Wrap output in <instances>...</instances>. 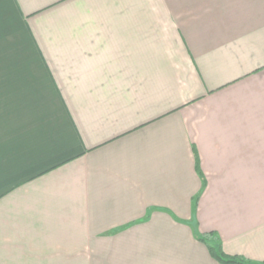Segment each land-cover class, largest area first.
<instances>
[{
    "label": "crops",
    "instance_id": "0c3cea01",
    "mask_svg": "<svg viewBox=\"0 0 264 264\" xmlns=\"http://www.w3.org/2000/svg\"><path fill=\"white\" fill-rule=\"evenodd\" d=\"M210 231L264 262V0H0V264H219Z\"/></svg>",
    "mask_w": 264,
    "mask_h": 264
},
{
    "label": "trees",
    "instance_id": "16d2710c",
    "mask_svg": "<svg viewBox=\"0 0 264 264\" xmlns=\"http://www.w3.org/2000/svg\"><path fill=\"white\" fill-rule=\"evenodd\" d=\"M197 165V164H196ZM197 167V166H196ZM208 235H201V236H196L197 240H199L200 242L204 243L208 249V252L210 254V256L219 264H255L252 263L242 257L239 256H231L228 254H225L221 248L220 243L217 241L215 243H211L209 242L208 239ZM210 236V235H209ZM261 264H264L261 263Z\"/></svg>",
    "mask_w": 264,
    "mask_h": 264
},
{
    "label": "rangeland",
    "instance_id": "374dc122",
    "mask_svg": "<svg viewBox=\"0 0 264 264\" xmlns=\"http://www.w3.org/2000/svg\"><path fill=\"white\" fill-rule=\"evenodd\" d=\"M191 226V229L194 231V230H197V226H196V223L194 222V224L190 225ZM197 233V232H196ZM206 234H209L208 235V241L211 242L212 244L215 243V242H219L220 243V240H219V237L218 235L213 232V231H210V232H205V233H198L199 236L201 235H206ZM197 239V237H195Z\"/></svg>",
    "mask_w": 264,
    "mask_h": 264
}]
</instances>
